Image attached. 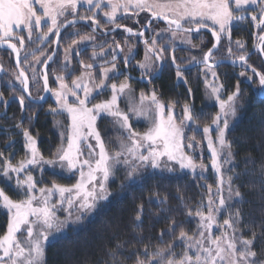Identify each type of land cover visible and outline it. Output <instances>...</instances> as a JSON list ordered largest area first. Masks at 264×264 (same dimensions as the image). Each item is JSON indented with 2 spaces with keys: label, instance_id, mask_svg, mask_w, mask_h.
<instances>
[{
  "label": "snow or ice",
  "instance_id": "1",
  "mask_svg": "<svg viewBox=\"0 0 264 264\" xmlns=\"http://www.w3.org/2000/svg\"><path fill=\"white\" fill-rule=\"evenodd\" d=\"M84 6L85 13L81 14L78 9ZM141 12L150 15L145 17L146 22L139 30L117 23L121 14L139 16ZM98 13L113 27H102ZM249 17L253 27L259 29L255 34L259 43L255 47L264 55V0H0V48L10 50L9 54L15 57L13 79L7 81L12 85V92L7 99L0 92V103L7 107L15 100L21 113L31 110L27 117L31 125L38 118L34 106L46 102V97L34 96L30 85L42 80L41 90L55 97L56 107L50 106L48 112L66 113L70 120L66 132L61 133L60 145L49 157L40 152L36 137L30 127L24 126L23 118L12 125L22 135L25 152L13 163L11 155L6 157L0 151V178L14 179L23 198L14 200L0 188V208L8 216L6 232L0 235V264H45L46 244L64 238L69 229L77 231L87 216L97 212L101 203L113 195L108 182L120 165L124 166L128 180L148 169L189 170L205 181L199 185L203 191L195 200L178 195L176 207L169 205V198L160 197L158 192L149 197V203L153 197L158 202L159 213L155 215L165 214L167 221L154 238L144 235L145 204H137L131 225L116 223L110 229V243L104 248L107 258L97 260L96 264H264V136L259 159L251 153L246 154L241 168L234 142L228 139L241 106L240 81L223 99L224 84L218 82L219 75L215 71L222 62L217 60L215 53L222 39L227 38L225 59L232 64L239 62L245 68L239 75L258 83L259 94L264 97V72L248 64L250 54L244 51L241 40L234 42L235 52L231 46L233 28ZM156 20L163 21L166 26L154 29L152 25ZM79 22L90 27L93 34L81 35L78 30L67 33L76 38L63 49L61 71L55 74L53 81L58 86L51 88L49 66L56 52L46 55L47 50L41 46L52 35L56 37L54 42L59 44L61 30L75 29ZM98 29L102 35L123 29L128 37L124 45L114 39L112 44H107L106 40L97 43L95 33ZM146 30L152 33L150 37H145ZM203 30L210 31L214 42L199 59L192 56L187 65H182L176 55L178 43L190 49L199 48L192 37ZM129 37L143 39L144 57L136 61L134 67L139 70V79L148 84H152L166 67L174 66L176 79L187 85L185 71H190L192 65L203 66L200 72L209 89L207 95L219 106L210 123H198L194 105L188 101L181 105L178 118L175 109L179 101L165 103L154 87L136 95L131 84L133 77L126 74L136 51L129 44ZM29 43L35 47L30 49ZM89 45L93 50L86 62L80 57ZM120 54H123V70L118 63ZM109 55L110 60L106 59ZM73 58H77L79 69L72 64ZM37 64L42 66L39 71L35 67ZM25 66L31 70V77ZM247 69H251L252 75H248ZM77 70L79 75L73 77ZM7 71L0 62V72L7 74ZM120 76L124 79L120 80ZM110 80L113 82L109 83ZM187 92L191 97V87ZM105 93H110L107 99L92 102ZM121 100L127 110L121 109ZM130 116L144 118L149 127L144 132L135 131ZM107 117L120 133L118 149L112 152L97 128L98 118ZM260 123L264 128V120ZM186 129L200 130L202 140L196 135L187 136ZM89 139L94 140L95 145L89 143ZM204 141L209 164L204 163ZM14 143L9 139L6 147ZM198 150L199 161L196 159ZM49 167L53 171L78 172V179L72 185L53 180L50 186H38L40 182L32 172L38 169L43 174ZM209 169L214 174V184L206 182ZM242 188L258 194L259 221L254 218L246 221L243 205L250 201L246 200ZM54 197H58L55 202ZM59 211L64 215H58ZM175 214L184 219L178 220ZM192 221L196 222L195 227L186 228L185 225ZM153 239L157 242L151 243ZM178 247L181 248L179 252Z\"/></svg>",
  "mask_w": 264,
  "mask_h": 264
},
{
  "label": "trees",
  "instance_id": "2",
  "mask_svg": "<svg viewBox=\"0 0 264 264\" xmlns=\"http://www.w3.org/2000/svg\"><path fill=\"white\" fill-rule=\"evenodd\" d=\"M123 17L124 18L119 17L117 23L120 20L130 19L125 18L126 16ZM141 22L142 24L145 23L143 17H141L140 23L133 25L132 28L139 27ZM109 26L110 24H107L105 20L104 27L107 28ZM72 31H74V29L69 28L67 32H65V30L62 32L56 59L49 66V84L51 88L57 87V84L53 81L55 74L61 71L60 62L63 60V49L71 42V39L76 38L67 34ZM80 34L84 33L80 32ZM54 37V35L50 36L49 41L41 46L42 49L47 50L46 55L50 54L52 51ZM247 37L251 38V34L248 33ZM117 39L116 37L114 38L115 41H117ZM225 40L228 42L227 39ZM119 42L121 43V40H119ZM211 42L210 39L209 44H211ZM27 46L30 49L35 47L32 43H29ZM227 47L228 44L225 41H221L219 51L215 53L216 57L225 58L227 56ZM233 51L235 52L236 50L233 49ZM244 51L248 53L247 50ZM86 52L88 53L85 54V52H82L80 58L85 59L87 62L91 50ZM9 53L10 51L8 50L0 49V62H2L4 68L8 70L7 74L4 72L0 77V92L4 93L5 99H7L12 92V85H9L7 81L13 79L11 73L15 68L13 55ZM110 57L109 55V58ZM43 58L44 57H42V59ZM29 59H31V57H29ZM106 59H108V56ZM187 62H189V60ZM121 63L123 66V61ZM72 64L79 69L77 58H73ZM248 64L264 72V60L261 58L259 52H253L250 55ZM25 67L31 77V70L27 66ZM35 67L39 71L41 65L37 64ZM217 69L219 70V79H221V83L225 86L224 91L226 94L234 91L236 82L238 80L240 81L242 89L240 112L242 115L231 125L230 131L228 132V139L234 142L233 147L238 153L237 161L240 162L242 168V158L246 154L251 153L256 156L257 159H259L261 155L260 146L262 143L261 138L264 136V128H262L260 121L264 120V97H261L259 91L257 92V88L259 89L258 83L250 82L245 76L239 75L241 71H245V68L241 67L240 64H223ZM247 72L248 75H252L251 69H247ZM199 74V67H191L190 71H185L184 75L188 80V84L185 85L182 81L176 79L174 66H169L164 69L158 78L152 81V84L138 81L134 84L132 83V85L136 92L142 90L148 92L154 87L160 99L165 103L172 100L179 101L176 106L178 115H180L181 105L185 101L193 103L194 111L198 114V123L203 125L211 122V118L216 113L217 108L214 104H210L207 101L203 86L204 80ZM76 75H79V70L73 73V77ZM69 79H71V77ZM13 83L19 88V85L14 80ZM42 85L41 81L38 84L30 85V90L34 96L43 93L41 90ZM188 87L192 89L191 97H189L187 92ZM106 97L107 94H103L98 96L95 101H99ZM50 106L54 107L50 97L44 104L34 106V110L38 113V118L29 125L27 117L31 110L21 113L18 101L15 100L10 101L7 107L0 103V151H3L6 157L11 155L13 163L21 159L25 152L22 135L19 134V130L12 127V125L22 118L24 126L30 127L32 135L36 137L38 148L45 157H49L60 145L61 136L55 125V121L57 119L65 121L66 118L63 114L49 113L48 109ZM98 129L106 144L114 148L116 137L112 121L107 118L101 119L98 123ZM187 132V136L196 135L198 140H202L203 138L200 130L193 132L187 129ZM9 139L14 140L15 143L11 147H6V142ZM42 175L43 179L39 185L42 183L49 185L53 180L59 184L70 185L74 181V176L70 177L47 169ZM204 182L205 181L199 180L197 176L189 173L147 170L138 175L135 179L128 180L125 173L118 172L116 179L109 184V190L113 193L109 200L102 202L99 210L91 216H88L77 231L74 232L69 229L64 238L55 239L46 244L45 264H96L97 260L101 258L106 259L107 257L104 256V248L110 243V229L116 223L131 225L132 218L135 215V207L141 202L145 204L146 210L143 226L144 235L154 238L159 233L160 229L166 226L167 221L165 214L155 215L159 213V205L154 197L153 201L149 203V197H152L154 193L158 192L160 197L167 196L169 198V205L176 207L179 203L176 199L178 195L192 198L193 200L198 199L203 191L199 185ZM0 183L5 193L12 199H15L16 194L14 195L15 192L11 186L3 182V180H1ZM237 183H239V181ZM241 191L245 193L246 200L250 201V203L243 205L246 221L252 218L259 221L261 204L258 194L249 192L246 188H242ZM175 215H177L178 220L184 219V217L179 214ZM7 222L8 216L6 212L0 208V235L6 232ZM195 223V221H192L186 224L185 227L193 229ZM245 235L247 236L249 233L245 232ZM164 239L168 240L169 237H165ZM145 242L148 241L146 240ZM156 242L155 239L151 241V243ZM176 250L179 252L181 248L178 247ZM129 264H131V262H129Z\"/></svg>",
  "mask_w": 264,
  "mask_h": 264
},
{
  "label": "rangeland",
  "instance_id": "3",
  "mask_svg": "<svg viewBox=\"0 0 264 264\" xmlns=\"http://www.w3.org/2000/svg\"><path fill=\"white\" fill-rule=\"evenodd\" d=\"M86 6H84V7H81V8H79L78 10H79V12L81 13V14H84L85 13V10L83 9V8H85ZM149 15V13H145V12H141L140 13V15L139 16H137L138 18H137V20L136 21H139V23H140V19H141V17H143L144 19H145V17L146 16H148ZM101 16H102V14H101ZM71 17L69 16V19H70ZM102 18H103V16H102ZM125 18H127V16L125 17ZM104 20H105V18H103ZM250 19V17L248 18V20ZM247 20V21H248ZM244 24L245 23H241V24H239L238 26L240 27V26H244ZM137 25V24H136ZM142 25V22H141V24H140V26ZM166 25L163 23V22H161V21H159V20H156V21H154V23H153V25H152V27L154 28V29H159V28H163V27H165ZM235 28V27H234ZM233 28V29H234ZM45 30H46V28H45ZM74 30H78L79 32H82V33H84V34H91V33H89V30H86V31H82L81 29H80V27H76L75 26V29ZM203 32V31H202ZM149 33H151V32H149ZM84 34H81V35H84ZM152 34V33H151ZM97 37V36H96ZM126 37H128V36H125V38ZM115 38V34H113L112 35V33H111V35L110 34H107V35H105V36H103L101 39H98L97 38V40H96V42L97 43H99V42H101V41H103V40H106L107 41V44H112L113 42V39ZM125 38H118L117 39V41L119 42V40H121V45H124V41H125ZM129 39V44L130 45H132V46H134V48H135V53L136 54H138V55H141L140 57H136V60L137 61H139V60H142L143 59V57H144V44L143 45H141V44H139V43H137L136 42V39L134 38V37H129L128 38ZM225 39H227V38H223L222 39V42L223 41H225L227 44H229ZM228 40V39H227ZM192 41H193V43L194 44H198V45H200V47L199 48H192V49H190L189 48V46H187V45H181V47H183V48H185V49H183V52H180V51H178V53L180 52V53H182V55L185 57V58H187V59H185V62H187L188 60H190V58L192 57V56H196L198 59L202 56V54H203V52L204 51H207V49H208V47H209V44H208V46H206V45H204L206 42H207V38L204 36V35H202L201 34V32L199 33V34H193V37H192ZM202 42V43H201ZM107 44H105V47H107ZM179 44V43H178ZM233 46H232V48L234 49V50H236V47H235V44H232ZM59 47H60V44H59ZM53 49V48H52ZM99 49V48H98ZM4 50H6V49H4ZM59 50V49H58ZM9 51V50H8ZM99 51V50H98ZM125 51H126V47H125ZM248 51V50H247ZM251 52H253V51H248V53L251 55L252 53ZM58 53V52H57ZM56 56H57V54H56ZM56 56H55V59H56ZM250 57V56H249ZM13 58H14V56H13ZM108 58H109V56H108ZM111 58V57H110ZM55 59H54V61H55ZM218 59H222V58H217V60ZM121 63V60H118V63ZM53 63V62H52ZM52 63H50V64H52ZM188 63V62H187ZM134 64H136V63H134ZM122 65V64H121ZM187 65V64H186ZM221 65H223V64H221ZM220 65V66H221ZM203 66H199V75L201 76V78H203V80H204V76L201 74V72H200V69L202 68ZM215 71L218 73V75H219V70L216 68L215 69ZM245 78H247L246 76H245ZM119 79L120 80H122V79H124V77H119ZM208 79L209 80H211L212 79V77H211V75L209 74V76H208ZM113 81L112 80H110L109 81V83H112ZM219 83H221V79H219V81H218ZM58 86V85H57ZM133 86V85H132ZM203 86H204V91H205V94H206V98H207V101L210 103V104H214L215 106H216V108H217V111L216 112H218L219 111V106H218V104L216 103V101L214 100V99H212V98H210L208 95H207V93H208V91H209V89H207L206 88V86H205V83H204V81H203ZM51 87V86H50ZM134 88V87H133ZM224 89H225V86H224ZM224 89L222 90V92H223V94H222V98L223 99H226L227 98V94H226V92L224 91ZM257 92H258V88H257ZM135 93H136V95L138 96L139 95V93L140 92H136V90H135ZM105 94H107V97L106 98H104V99H107L109 96H110V93H105ZM50 98L52 99V103H53V105H54V107H56V103H55V97L54 96H52V94H50ZM104 99H101V100H104ZM48 100V99H47ZM96 100V99H95ZM95 100H93L92 102L93 103H98V102H100L101 100H99V101H95ZM240 105H241V102H240ZM120 107H121V109H124V110H127V108H126V104H125V102H124V100H121V102H120ZM240 110H241V106L240 107H238V109H237V118H236V120H238V118L242 115L241 114V112H240ZM175 112H176V114H177V117L179 118V115H178V110H176L175 109ZM64 116H65V118H66V120L65 121H62V120H60V119H57L56 121H55V125H56V127L58 128V130H59V132H60V136H61V133L62 132H66V128H67V125L70 123V120L68 119V117H67V114L66 113H62ZM101 119H103V118H98V120H97V128H98V123H99V121L101 120ZM107 119H110L111 120V118L110 117H107ZM235 120V121H236ZM112 121V120H111ZM130 121H131V123H132V125H133V129L135 130V131H138V132H144L148 127H149V123H148V121H146L144 118H140V119H137L135 116H130ZM234 121V122H235ZM57 122H59V123H57ZM233 122V123H234ZM232 123V124H233ZM112 126H113V130H114V132H115V137H116V144H114V148H112V147H109L107 144H106V142H105V145H106V147L108 148V150L110 151V152H112V151H115V150H117L118 149V137L120 136V133L116 130V128L114 127V125H113V123H112ZM186 131V135L188 134V132H187V129L185 130ZM215 135V133H213V136ZM37 140V139H36ZM89 143H92L93 145H95V141L94 140H92V139H89V141H88ZM66 143H67V141L65 140L64 141V144H65V146H66ZM37 147H38V142H37ZM187 150V149H186ZM85 151H87V149H86V147H85ZM97 151H98V149H97ZM203 157H204V163L205 164H209L210 163V161H209V153H208V151H207V145H206V141H204V151H203ZM196 159H197V161H199V159H200V152H199V150L196 152ZM18 161V160H17ZM14 163H16V162H14ZM174 167H176V168H178V165H174ZM47 170H50V171H53L50 167L49 168H47ZM148 171H158V172H167V171H161V170H158V169H148ZM53 172H59V173H62V174H65V175H67V176H70V177H72V176H74V181H73V183L72 184H75L76 183V180L78 179V176H79V174H78V172L77 173H75V174H73V173H69V172H67V171H61V170H59V169H56L55 171H53ZM118 172H123V173H125L126 174V170H125V168H124V166L123 165H120V166H118L117 167V171H116V174H115V176H113V177H111L110 179H109V182H108V187H109V184H110V182L111 181H113L114 179H116V177H117V175H118ZM171 173H189V174H192L189 170H179V171H176V172H171ZM32 174H33V176L34 177H36V179L41 183V181H42V177H43V175L41 174V172L37 169V170H35V171H33L32 172ZM142 174V173H141ZM193 175V174H192ZM13 176H15V174H13ZM21 178H23V175L21 176ZM1 180H3V182H5L6 184H9L10 186H11V188L13 189V191L15 192L14 193V195L16 194V198L14 199V200H18V199H21V198H23L22 197V195L18 192V190L16 189V187H15V180L13 179L12 181H6L5 179H3V178H0ZM1 180H0V182H1ZM206 182L207 183H210V184H214L215 183V177H214V174L212 173V171H211V169H209V171L206 173ZM72 184H70V185H72ZM44 185H46V184H44V183H42L41 185H38V186H44ZM49 186H50V184H49ZM0 188H3L2 186H1V183H0ZM56 199H58V197H54L53 198V202H55V200ZM65 207H66V205H65ZM58 215H61V216H63L64 215V213H63V211H59L58 212ZM92 214H90L89 216H91ZM88 217V216H87ZM221 219H223V217H221ZM52 240H50L49 242H51ZM48 242V243H49Z\"/></svg>",
  "mask_w": 264,
  "mask_h": 264
},
{
  "label": "flooded vegetation",
  "instance_id": "4",
  "mask_svg": "<svg viewBox=\"0 0 264 264\" xmlns=\"http://www.w3.org/2000/svg\"><path fill=\"white\" fill-rule=\"evenodd\" d=\"M83 9L85 10V8H83ZM123 16H127V18H130V19L129 20H120L118 22L119 24L125 25L127 27H131V28H132L133 25L137 24L136 20H137L138 17L136 15H133L132 13H129L128 15H122V14L120 15V17L124 18ZM97 18L100 19L101 26L104 27V21L105 20L102 18L101 13H98ZM244 23H245L244 26H240V27L236 26L233 29L231 39H232L233 43L237 39L241 40L244 43V45H245V49L244 50L254 51V50H256L255 45H257L259 43V41L257 39V36L255 35V34H257L259 32V29H256L255 27H253L250 19L248 21L244 22ZM144 24H142L139 27H135L133 29L134 30H139ZM77 26L80 27V29L82 31L89 30V33L93 34L92 33V29L90 27H88L86 24H77L76 27ZM112 27H113V25H110L107 28H112ZM248 33L251 34V38L247 37ZM112 34H115L116 38H122V37L125 38V36H127L126 32H124L123 29H117ZM201 34L204 35L207 38V42L204 45L208 46L209 41L211 39L212 42H211V44H209V47H211L212 43L214 42V38L211 36V33L209 31H203V32H201ZM95 35L97 36L98 39H101L103 36H105V35L101 34V31L99 29L97 30ZM151 35L152 34L149 33V31H147V30L145 31V37H150ZM134 38L136 39L137 43L143 45V39H139V38H136V37H134ZM81 47H83V46H81ZM183 49H185V48L181 47V44H178L177 45V50H176V55L178 57L179 63H181L182 65H186V64H188V63L185 62V59H187V58H185L182 55V53H180V52H183ZM88 50H91V52H92L93 49H92L91 45H89L87 47V51ZM96 50L98 51L99 49L97 48ZM178 51H180V52L178 53ZM87 53L88 52H85V54H87ZM140 56L141 55H138V54L135 53V58L133 59L132 63L129 65V68L126 70V74H130L133 77V79L131 80V84L132 83L134 84V83H136L138 81L139 82H147L146 80L139 79V75H140L139 70L134 67V65H135L134 63H136V61H137L136 57H140ZM108 59L110 60L111 58H108ZM120 59L122 60V54H120V57H118V60H120ZM121 64L122 63L119 62V67L123 70L124 69V65L122 66ZM121 77H123V76H120V78Z\"/></svg>",
  "mask_w": 264,
  "mask_h": 264
},
{
  "label": "water",
  "instance_id": "5",
  "mask_svg": "<svg viewBox=\"0 0 264 264\" xmlns=\"http://www.w3.org/2000/svg\"><path fill=\"white\" fill-rule=\"evenodd\" d=\"M71 19V18H70ZM159 21H161V20H159ZM161 22H163V21H161ZM164 23V22H163ZM77 24H85L84 22H79V23H77ZM76 24V25H77ZM64 31V29H62L61 30V34H62V32ZM203 31H207V30H203ZM113 32H115V31H113ZM113 32H108L107 34H111V33H113ZM202 32V31H201ZM210 32V31H209ZM127 34V33H126ZM127 36H128V34H127ZM56 40V37H54V41ZM59 44H60V42H59ZM59 44H56L55 42H54V45H53V49H52V51H55L56 52V54H57V52H58V49H59ZM0 49H6V48H0ZM6 50H8V49H6ZM10 51V50H9ZM51 51V52H52ZM253 52H258V50H257V48H256V50H254ZM253 52H251V53H253ZM51 54V53H50ZM260 54V53H259ZM14 56V55H13ZM56 56V55H55ZM55 56H54V59H55ZM250 56V55H249ZM260 56H261V58L264 60V55H261L260 54ZM219 61H222L221 63H220V65L221 64H232L231 62H230V60H227V59H225V58H222V59H218ZM50 63H52V62H50ZM236 64H239V62H237ZM14 65H15V57H14ZM199 66H202V65H192L191 67H199ZM42 67V66H41ZM41 69V68H40ZM4 74V72H0V77L2 76ZM41 82H42V84H43V81L41 80ZM49 86H50V84H49ZM50 94L51 93H46V92H43L42 93V95L43 96H45L46 97V101H47V99L50 97ZM45 102H41L40 104H44Z\"/></svg>",
  "mask_w": 264,
  "mask_h": 264
}]
</instances>
